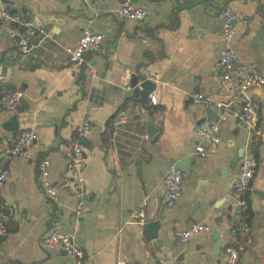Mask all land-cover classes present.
<instances>
[{"label":"crops","instance_id":"1","mask_svg":"<svg viewBox=\"0 0 264 264\" xmlns=\"http://www.w3.org/2000/svg\"><path fill=\"white\" fill-rule=\"evenodd\" d=\"M125 1L0 0V6L23 10L37 29L16 68L0 64V97L12 93L4 88L12 85L23 98L11 109L0 105V172H8L0 186V212L8 216L0 260L70 264L59 245L44 249L39 243L43 234L56 230L69 234L83 250V264H160L172 259L224 264L229 244L239 250L237 264H264V84L248 92L258 116L251 133L237 120L220 119L215 109L190 99L194 92L212 100L226 97L217 71L225 45L236 54L238 67L253 68L264 77V0H129L148 11L140 21L118 16L116 10ZM225 7L250 17L247 23H235L227 43L218 16ZM7 27L0 21V52L19 56ZM84 29L100 34L102 43L74 67L67 49ZM127 66L153 86L150 94L156 101L151 103L148 96L144 105L153 111L154 133L140 128L139 114L145 111L128 100L132 72ZM120 113L127 121L115 124ZM202 120L217 123L218 143L196 135L195 126ZM83 122L88 131L78 140L86 157V206L75 216L78 196L68 158ZM25 129H32L35 138L27 157L19 159L8 149ZM197 143L207 148L203 158L192 154ZM248 155L256 158V169L239 197L233 182ZM44 158L49 161L48 177L58 187L53 200L39 184L37 165ZM184 159L190 160V174L183 173L182 194L167 206L163 176ZM240 200L246 203L244 211ZM140 207L141 224L134 217ZM190 223L207 225L210 231L177 244V232ZM231 228L236 230L233 236Z\"/></svg>","mask_w":264,"mask_h":264},{"label":"built area","instance_id":"2","mask_svg":"<svg viewBox=\"0 0 264 264\" xmlns=\"http://www.w3.org/2000/svg\"><path fill=\"white\" fill-rule=\"evenodd\" d=\"M84 3H89L92 0H81ZM116 13L118 16L140 21L147 15L148 11L142 7L134 5L131 1L126 0L120 5ZM222 20V38L225 43L229 42L234 35V25L237 22L247 23L250 19L249 15L243 11L235 10L230 7H225L218 13ZM0 21L7 24L9 37L14 41L20 52L27 53L31 48V42L37 35L32 19L25 17L21 9L11 10L5 6H0ZM264 34V26L262 28ZM102 43V36L98 33L84 29L78 38L77 43L67 49L69 62L74 67H79L84 63L85 54L91 51L98 50ZM92 76L95 73L92 69L89 70ZM217 71L222 80L226 91V97L223 99L212 100L208 96L194 92L190 95L191 102L201 104L207 108L215 109L220 119L233 118L238 121L240 126L251 133L257 126V109L254 101L249 96L248 92L254 86L264 84V77L253 68H240L237 66V56L231 48L225 45L219 53ZM19 93H10L0 97V105L4 108H14L19 101ZM151 103H155V95L149 94ZM127 115L124 113L118 114L114 118L115 124H122L127 121ZM88 131L87 122L81 123L76 128V139L70 144V156L68 158V169L73 174V191L78 196L74 214L78 216L82 213L86 206L84 199V177L82 168L85 165V153L78 139L82 138ZM195 133L198 137L208 139L216 144L220 141L219 127L216 122L202 120L198 121L195 126ZM35 138L32 129L22 130L8 149V154L25 159L28 155V150L33 144ZM192 154L195 157L203 158L207 154V148L201 143H197ZM257 160L254 156L248 155L242 158L240 170L233 182V190L237 196L241 197L249 185L255 169ZM49 161L44 158L38 162L37 170L40 187L48 200H53L57 193V185L54 184L48 177ZM8 178V172L3 170L0 172V186L3 185ZM183 173L170 167L163 176L164 194L163 203L167 206H172L182 194ZM240 208L242 211L246 209V203L240 200ZM137 223H143L144 208L140 207L135 213ZM8 216L0 212V236L6 234V221ZM210 228L207 225L200 223H190L187 228L177 232L175 240L177 244H184L194 234L209 232ZM230 235H234L236 230L231 228ZM40 245L44 249H50L55 245H59L63 252L70 259V264H83L84 252L73 241V238L66 233H60L56 230H49L39 239ZM239 250L229 244L225 247V263L237 264L239 260ZM0 264H5L0 260ZM117 264H140L133 260H119ZM160 264H181L180 261L161 260Z\"/></svg>","mask_w":264,"mask_h":264},{"label":"water","instance_id":"3","mask_svg":"<svg viewBox=\"0 0 264 264\" xmlns=\"http://www.w3.org/2000/svg\"><path fill=\"white\" fill-rule=\"evenodd\" d=\"M21 54H25V53L20 52L19 56L8 57L6 56L5 50H3L0 52V64L5 65V63H7L8 66H11L12 68L14 67L16 68L18 65V61L20 60V56H22ZM30 67L32 68L33 65H31ZM128 68L132 72L130 75V79H129L130 96L128 97V100H130L134 104H138L141 110L145 111L144 114H139L140 128H143V129L145 128L146 131L154 133L155 129L153 126V121H152L153 111L150 106L144 105V102L146 101L147 97L152 92L153 86L143 76L133 73V68L131 66H129ZM7 73H9L8 75L11 76L10 72H7ZM4 88L12 93L15 91V88L12 85H5ZM19 102L23 103L22 97L19 98ZM146 118H148L149 120H147ZM111 140H112V137L107 138L108 142H111ZM236 162H237V158L235 156L232 158L231 162L229 163L228 168L230 170H233L235 168ZM189 164H190V160L184 159L180 161L178 164H176L174 168L180 170L182 173H184L185 176H188L190 174V171L187 168ZM141 228H142V233H143L144 230L146 229V225L142 224ZM212 236L216 238L217 232L213 231ZM3 239H4V236H0V241H2Z\"/></svg>","mask_w":264,"mask_h":264}]
</instances>
